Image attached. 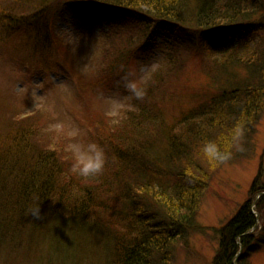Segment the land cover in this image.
<instances>
[{
  "label": "trees",
  "instance_id": "16d2710c",
  "mask_svg": "<svg viewBox=\"0 0 264 264\" xmlns=\"http://www.w3.org/2000/svg\"><path fill=\"white\" fill-rule=\"evenodd\" d=\"M62 2L82 12L96 13V19L110 15L112 24L136 25L141 30L140 45L145 43V33L149 39V34L154 35L158 29L166 34L164 39L168 36L173 40L165 42V50L171 52L186 41L204 43L214 34L236 40V44L227 47L223 40L212 42L214 48L207 51L210 60L206 66L208 84L215 93L212 103L204 101L205 106L182 112L168 125L159 119L162 115L152 104L156 90L149 83L144 103H137L139 110L126 113L121 122L107 129L110 136L102 140L108 160L103 177L82 178L74 172L58 171L52 163L58 160L60 164L57 150L47 152L43 148L40 157L34 151L30 155L21 149H9L0 140V249L7 236L23 232L29 234L31 248L43 246L36 255L61 264H73L70 257L78 249L74 242H79L83 251L93 241L94 247L89 250L101 254L110 240L116 247L107 253L109 262L113 259L109 264H170L174 250L195 226L216 169L200 154V145L207 138L227 134L243 113L247 118L243 140L246 149L264 114V0H0V10L4 9L7 18L12 14L13 21L26 19L20 26L31 29L37 22L46 25L37 14L50 13ZM99 21H105V17ZM12 27L16 31L17 24ZM181 30L188 36L182 37L184 43L174 39ZM51 38L49 35L39 43L40 52ZM136 43L127 42L132 51L138 50ZM219 77L226 79L217 93L214 86ZM160 142L163 144L159 146ZM163 146L166 152H159ZM63 176L79 178L85 187L74 193L68 189L69 184L77 182H60ZM172 177L176 180L169 182ZM36 202L42 203L44 218L40 220L27 214ZM254 223L255 217L250 214L229 224L233 245L226 264L235 258L237 264L242 262L244 253H236L235 238ZM72 237L76 239L73 243ZM50 239L57 247L63 242L68 249L55 253L49 246L48 257H44L39 251ZM244 259L243 263L247 262ZM103 263L107 264L98 259L97 264Z\"/></svg>",
  "mask_w": 264,
  "mask_h": 264
},
{
  "label": "rangeland",
  "instance_id": "374dc122",
  "mask_svg": "<svg viewBox=\"0 0 264 264\" xmlns=\"http://www.w3.org/2000/svg\"><path fill=\"white\" fill-rule=\"evenodd\" d=\"M51 9L50 13L37 14L46 25L42 27L37 22L31 29L21 28L26 19L13 21L12 14L7 18L2 13L4 9L0 10V140L4 142L1 145L9 149H21L30 155L34 151L40 157L43 148L47 152L57 150L61 153H57L60 164L58 160L52 163L58 171L71 175L73 167L70 165L74 163L77 149L90 142L104 148L102 140L110 136L108 127L121 122L126 113L138 111L139 105L144 103V100L128 99L130 94L125 87L128 73L139 77L151 69L150 88L156 90L152 104L162 115L159 119L168 125L182 112L205 106L204 101L212 103L215 93L211 92L206 76L210 60L207 51L214 48L212 42L223 40L227 47L236 44V40L224 39L221 34L208 36L204 43L199 40L184 43L182 37L188 36L181 30L174 39L184 44L171 52L165 50V42L172 39L168 36L164 39L166 34L159 29L154 35L150 33L149 39L147 33H143L145 43L140 45L141 30L135 28L136 25L112 24L111 16L102 13L96 19V13L82 12L65 2L56 10ZM102 17L105 21H99ZM15 24L16 31L12 27ZM49 35L51 42L40 52L39 43ZM129 40L137 42L134 47L138 50H131ZM225 79H215L217 93ZM125 103L132 107H125ZM22 117L31 118L21 120ZM247 143L245 153L236 151L231 161L216 167L195 226L189 228L188 238L174 250L170 264H226L225 258L232 252L233 245L229 224L235 218L250 214L255 217V223L243 229V234L234 242L236 253H244L239 264H264V114ZM162 144L160 142L159 146ZM158 151L166 152L164 146ZM101 175L103 177L104 173ZM63 178L58 180L67 184L77 182L69 184L68 189L74 193L85 187L79 178ZM175 180L172 177L169 182ZM29 238V234L23 232L7 236L0 249V264L60 263L36 255L43 246L31 248ZM73 239L70 238L72 243L76 240ZM92 242L83 247V251L79 242H74L73 246L78 245V249L70 261L97 264L98 259H103L111 263L113 259L109 262L107 253L116 247L112 240L101 254L89 250ZM45 244L39 251L44 257H48L49 246L54 247L55 253L68 249L64 244L57 247L53 239ZM237 259L233 264H237ZM243 259L247 262L243 263Z\"/></svg>",
  "mask_w": 264,
  "mask_h": 264
},
{
  "label": "clouds",
  "instance_id": "9594fccd",
  "mask_svg": "<svg viewBox=\"0 0 264 264\" xmlns=\"http://www.w3.org/2000/svg\"><path fill=\"white\" fill-rule=\"evenodd\" d=\"M150 79L151 69L139 77H135V73H128L125 77V87L130 94L128 99L143 100L147 95ZM124 106L131 108L132 104L125 103ZM246 124L247 118L242 113L227 134L207 138L202 142L199 148L200 154L212 168L231 161L234 151H244L243 140L246 134ZM107 163L104 148L98 143L90 142L76 150L73 172L82 178L96 177L103 174ZM41 205L40 202L34 203L27 209V214L37 220L43 219Z\"/></svg>",
  "mask_w": 264,
  "mask_h": 264
},
{
  "label": "bare ground",
  "instance_id": "6f19581e",
  "mask_svg": "<svg viewBox=\"0 0 264 264\" xmlns=\"http://www.w3.org/2000/svg\"><path fill=\"white\" fill-rule=\"evenodd\" d=\"M227 261H229V258H228V259H226V262H227ZM230 262H232V261H230ZM228 264H229V263H228Z\"/></svg>",
  "mask_w": 264,
  "mask_h": 264
}]
</instances>
